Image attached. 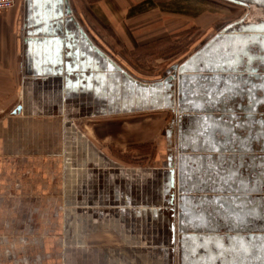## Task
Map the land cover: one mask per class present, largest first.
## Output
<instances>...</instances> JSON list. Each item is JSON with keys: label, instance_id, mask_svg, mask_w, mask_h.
Instances as JSON below:
<instances>
[{"label": "crops", "instance_id": "0c3cea01", "mask_svg": "<svg viewBox=\"0 0 264 264\" xmlns=\"http://www.w3.org/2000/svg\"><path fill=\"white\" fill-rule=\"evenodd\" d=\"M128 2L126 23L156 10L167 15L185 14L184 9L175 5L172 9L165 1L161 4L154 0ZM65 4L66 0H62L61 5L58 0H43L38 9H33L35 18L50 20L59 10L65 9ZM98 4L101 14L115 19L112 7L116 0H101ZM253 5L259 9V19L250 20L248 9L252 4L249 7L243 4L247 12L223 25L221 30L235 22L242 26L257 24V34L264 37V3ZM29 17H34V12L28 14L27 0H17L13 8L0 12V237L5 236L7 240L14 236L24 238L26 226L36 224L42 197L58 191L54 179L61 173L66 176L67 172V162L58 161L56 156L54 105L43 107L34 102L27 111L24 102L18 100L19 95L25 96V93L36 99L41 87L47 93L52 92V88L59 89L54 76L41 75L44 68L54 66L59 45L56 41H36L27 49ZM83 21L94 38L101 41V35ZM155 26L148 25L145 30L152 31ZM39 27L44 28V25ZM36 28L33 25L30 31ZM70 29H76L74 23ZM146 33L141 32L144 37L139 43L149 39ZM254 48L260 53L259 47ZM65 49L68 51L67 47ZM105 49L117 60L113 50ZM252 66L264 67V61H254ZM242 102L248 103L246 99ZM236 103H231L230 111L214 112L212 118L203 112L176 111V126L173 124L165 131L168 153L155 167L149 166L143 172L129 171L121 166L89 168L84 174L85 180L75 191V204L80 206L77 209L84 210L82 216L93 223L104 222L111 219L109 215H114L116 222L139 240L142 252L157 255L160 264H169L166 248L161 245L163 238L158 232L169 219L166 215L169 210L162 207L169 196L154 200L153 190L146 185L154 180L156 170L169 169L172 164L175 171L173 191L183 206L182 224L187 228L186 233L194 237L193 252H188V259H181L179 264H262L258 256L260 240L255 239L251 253L245 249L250 235L263 234L264 106L261 103L259 112H248L239 109ZM250 115L254 118L250 119ZM220 116L225 118L214 121ZM249 133L252 134L249 136ZM45 135L49 139H43ZM179 195H185V199H179ZM216 237L220 238L219 244L224 245L223 250L218 247Z\"/></svg>", "mask_w": 264, "mask_h": 264}, {"label": "rangeland", "instance_id": "374dc122", "mask_svg": "<svg viewBox=\"0 0 264 264\" xmlns=\"http://www.w3.org/2000/svg\"><path fill=\"white\" fill-rule=\"evenodd\" d=\"M99 1L72 0L74 14L87 32L91 34L83 20L101 35V41H97L91 34L97 45L105 51L106 47L113 50L119 64L146 81L165 76L172 65L185 60L223 25L247 12V8L226 0H154L159 4L165 1L172 9L173 5L178 6L185 14L167 15L156 10L126 23L128 0H116L112 7L115 19L98 11ZM258 10L252 4L248 9L250 20L259 19ZM155 24L152 31L145 30ZM142 31L147 32L149 39L139 43L144 37L140 35ZM60 90L52 88L47 93L41 87L36 99L27 93L19 95L18 100L24 102L27 111L34 102L43 107L54 105L56 156L58 161L67 162V172L54 179L58 191L42 197L36 224L26 226L23 239L0 237V264H160L157 255L141 251L139 240L117 223L114 215L100 223L83 217L84 210L77 209L80 206L75 204L74 195L91 167L121 166L143 172L149 166H157L168 153L165 131L175 125L176 110L92 116L78 100L65 101ZM167 170H156L154 180L146 185L153 190L154 200L163 198L160 190L166 193ZM166 215L169 219L158 231L164 242L161 245L166 248L169 264H179L172 241L174 211L169 210Z\"/></svg>", "mask_w": 264, "mask_h": 264}, {"label": "water", "instance_id": "95a60500", "mask_svg": "<svg viewBox=\"0 0 264 264\" xmlns=\"http://www.w3.org/2000/svg\"><path fill=\"white\" fill-rule=\"evenodd\" d=\"M42 1L27 0L28 14L33 15L34 12V17H29L26 24L27 49L30 48L31 42L36 41L58 43L54 66L44 68L41 75L54 76L56 84L61 89L62 98L67 102L78 100L89 115H118L175 109L178 113L203 112L208 118H212L211 115L216 111L221 113L230 111L229 106L232 102H237L239 109L248 112H259L260 104L263 103L264 106V73H257L260 70L264 71V67L252 66L254 61H264V37L262 39L257 34L259 29L257 24L242 26L241 23L235 22L227 25L185 60L172 65L164 78L146 81L134 76L119 64L110 52L95 43L91 34L76 21L69 0H66L65 9L59 10L54 18L42 21L35 18L33 9H38ZM58 1L61 5L62 0ZM229 1L247 7L262 2V0ZM72 23L76 27L74 30L70 29ZM33 25L37 28L30 31ZM41 25H44V28H38ZM243 31L250 34H243ZM43 32L46 33L42 34ZM31 36L49 37L40 39ZM64 47H67L68 51L65 52ZM254 47H259L260 53L258 50L256 52ZM245 99L248 101L247 105L242 102ZM224 118L225 116H220L214 118V121ZM251 118H254L253 115H250ZM251 134L249 133V136ZM168 167L164 180L169 183V189L166 193L163 189L160 192L169 196V200L162 207L170 211L177 207L180 260L186 261L189 257L188 252H193L194 237L186 233L187 228L182 224L183 206L178 201L176 191H173L174 165L170 164ZM179 199L184 200L185 195H179ZM255 239L260 240L258 256L264 264V215L263 234L249 236L246 250L250 253Z\"/></svg>", "mask_w": 264, "mask_h": 264}, {"label": "built area", "instance_id": "2783aa9c", "mask_svg": "<svg viewBox=\"0 0 264 264\" xmlns=\"http://www.w3.org/2000/svg\"><path fill=\"white\" fill-rule=\"evenodd\" d=\"M17 0H0V12L7 11L13 8L16 5ZM174 226H173V244H174V253L176 254L177 259L180 262V244L179 238L180 234L177 229L178 225V210L177 207L174 208Z\"/></svg>", "mask_w": 264, "mask_h": 264}, {"label": "snow or ice", "instance_id": "6c2138e0", "mask_svg": "<svg viewBox=\"0 0 264 264\" xmlns=\"http://www.w3.org/2000/svg\"><path fill=\"white\" fill-rule=\"evenodd\" d=\"M262 2H264V0H262ZM207 240H211V238H206ZM219 237H216V241H217V245L218 247L223 250L224 249V245L223 244H219ZM241 246L243 247V242H241ZM246 250V249H245Z\"/></svg>", "mask_w": 264, "mask_h": 264}, {"label": "flooded vegetation", "instance_id": "af4514ba", "mask_svg": "<svg viewBox=\"0 0 264 264\" xmlns=\"http://www.w3.org/2000/svg\"><path fill=\"white\" fill-rule=\"evenodd\" d=\"M226 1H228V2H231V1H229V0H226ZM231 3H233V4H236V5H241V4H237V3H235V2H231ZM242 6V5H241ZM168 73V72H167ZM166 75V74H165ZM162 78H164V76L162 77ZM161 79V78H160Z\"/></svg>", "mask_w": 264, "mask_h": 264}, {"label": "bare ground", "instance_id": "6f19581e", "mask_svg": "<svg viewBox=\"0 0 264 264\" xmlns=\"http://www.w3.org/2000/svg\"><path fill=\"white\" fill-rule=\"evenodd\" d=\"M169 180V179H168ZM177 182H178V180H177ZM166 191L169 189V183H167V181H166Z\"/></svg>", "mask_w": 264, "mask_h": 264}]
</instances>
